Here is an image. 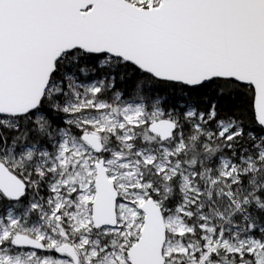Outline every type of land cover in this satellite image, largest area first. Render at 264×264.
<instances>
[{
    "label": "snow or ice",
    "instance_id": "6c2138e0",
    "mask_svg": "<svg viewBox=\"0 0 264 264\" xmlns=\"http://www.w3.org/2000/svg\"><path fill=\"white\" fill-rule=\"evenodd\" d=\"M0 264H264V0H0Z\"/></svg>",
    "mask_w": 264,
    "mask_h": 264
}]
</instances>
